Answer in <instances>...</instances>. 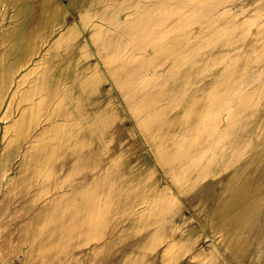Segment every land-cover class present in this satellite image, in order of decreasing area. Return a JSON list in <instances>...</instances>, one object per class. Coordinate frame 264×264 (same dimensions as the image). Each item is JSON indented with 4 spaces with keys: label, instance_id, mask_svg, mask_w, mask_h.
<instances>
[{
    "label": "rangeland",
    "instance_id": "obj_1",
    "mask_svg": "<svg viewBox=\"0 0 264 264\" xmlns=\"http://www.w3.org/2000/svg\"><path fill=\"white\" fill-rule=\"evenodd\" d=\"M0 264H264V0H0Z\"/></svg>",
    "mask_w": 264,
    "mask_h": 264
},
{
    "label": "bare ground",
    "instance_id": "obj_2",
    "mask_svg": "<svg viewBox=\"0 0 264 264\" xmlns=\"http://www.w3.org/2000/svg\"><path fill=\"white\" fill-rule=\"evenodd\" d=\"M140 15H141V14H140ZM140 15H139V16H140ZM142 15L145 16V12H143ZM139 20L144 21L143 19H139ZM165 31H166V29H165ZM141 102H143V101L140 100V103H141ZM162 147H163V146H162ZM183 148H185V147H180V149H183ZM180 149H179V150H180ZM182 151H183V150H182ZM173 152H175V151H173ZM163 154H164V152H163ZM171 156H172V155H171ZM161 157H162V156H161Z\"/></svg>",
    "mask_w": 264,
    "mask_h": 264
}]
</instances>
